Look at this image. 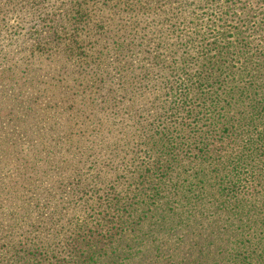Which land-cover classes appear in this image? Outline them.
I'll use <instances>...</instances> for the list:
<instances>
[{"label": "trees", "instance_id": "1", "mask_svg": "<svg viewBox=\"0 0 264 264\" xmlns=\"http://www.w3.org/2000/svg\"><path fill=\"white\" fill-rule=\"evenodd\" d=\"M193 1L147 26V161L102 165L79 218L0 184V264H264V0Z\"/></svg>", "mask_w": 264, "mask_h": 264}, {"label": "rangeland", "instance_id": "2", "mask_svg": "<svg viewBox=\"0 0 264 264\" xmlns=\"http://www.w3.org/2000/svg\"><path fill=\"white\" fill-rule=\"evenodd\" d=\"M193 4L0 0V184L19 182L21 215L57 202L79 218L102 165L147 161L130 150L147 128V26Z\"/></svg>", "mask_w": 264, "mask_h": 264}]
</instances>
